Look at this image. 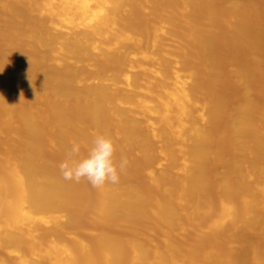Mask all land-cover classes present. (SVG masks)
Returning a JSON list of instances; mask_svg holds the SVG:
<instances>
[{"label":"bare ground","instance_id":"obj_1","mask_svg":"<svg viewBox=\"0 0 264 264\" xmlns=\"http://www.w3.org/2000/svg\"><path fill=\"white\" fill-rule=\"evenodd\" d=\"M261 1L0 0V264H264Z\"/></svg>","mask_w":264,"mask_h":264},{"label":"clouds","instance_id":"obj_2","mask_svg":"<svg viewBox=\"0 0 264 264\" xmlns=\"http://www.w3.org/2000/svg\"><path fill=\"white\" fill-rule=\"evenodd\" d=\"M114 152L113 140L105 135L96 136L83 157L80 156L79 144L73 143L59 165L61 175L64 180L77 183L86 179L94 188L103 187L106 183H118L119 172L125 169L128 161L122 156L117 164Z\"/></svg>","mask_w":264,"mask_h":264},{"label":"rangeland","instance_id":"obj_3","mask_svg":"<svg viewBox=\"0 0 264 264\" xmlns=\"http://www.w3.org/2000/svg\"><path fill=\"white\" fill-rule=\"evenodd\" d=\"M261 5L264 6V0L261 1ZM263 86L264 85V71L260 74V76L256 79L255 82H253V86ZM255 98L258 96L257 94H252ZM48 155H53V152H51V150H48L47 152ZM256 241H258V239H256ZM3 256V258H7V255L5 253L1 254Z\"/></svg>","mask_w":264,"mask_h":264}]
</instances>
